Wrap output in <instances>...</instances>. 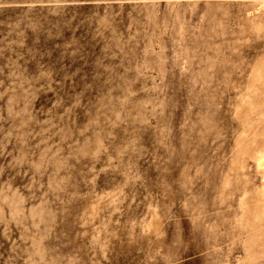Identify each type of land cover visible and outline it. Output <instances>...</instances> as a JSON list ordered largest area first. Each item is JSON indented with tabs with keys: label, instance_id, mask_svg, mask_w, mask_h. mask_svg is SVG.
I'll return each mask as SVG.
<instances>
[{
	"label": "rangeland",
	"instance_id": "rangeland-1",
	"mask_svg": "<svg viewBox=\"0 0 264 264\" xmlns=\"http://www.w3.org/2000/svg\"><path fill=\"white\" fill-rule=\"evenodd\" d=\"M166 4L0 0V264H264V0Z\"/></svg>",
	"mask_w": 264,
	"mask_h": 264
},
{
	"label": "crops",
	"instance_id": "crops-1",
	"mask_svg": "<svg viewBox=\"0 0 264 264\" xmlns=\"http://www.w3.org/2000/svg\"><path fill=\"white\" fill-rule=\"evenodd\" d=\"M165 1L168 3V4H166L165 6H166V7H171L172 3H173L175 0H165ZM190 12H193V9H192ZM194 30H196V28H194ZM157 45H158L157 43H154V47H156ZM162 48H164V46L160 45V50H159V51H161ZM181 53L184 54L185 51H183V52H181Z\"/></svg>",
	"mask_w": 264,
	"mask_h": 264
}]
</instances>
